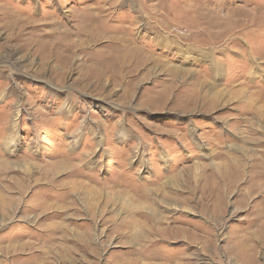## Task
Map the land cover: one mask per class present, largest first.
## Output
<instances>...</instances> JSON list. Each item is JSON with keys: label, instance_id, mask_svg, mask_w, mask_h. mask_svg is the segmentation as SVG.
<instances>
[{"label": "rangeland", "instance_id": "374dc122", "mask_svg": "<svg viewBox=\"0 0 264 264\" xmlns=\"http://www.w3.org/2000/svg\"><path fill=\"white\" fill-rule=\"evenodd\" d=\"M0 264H264V0H0Z\"/></svg>", "mask_w": 264, "mask_h": 264}, {"label": "bare ground", "instance_id": "6f19581e", "mask_svg": "<svg viewBox=\"0 0 264 264\" xmlns=\"http://www.w3.org/2000/svg\"><path fill=\"white\" fill-rule=\"evenodd\" d=\"M228 16H229V15H228ZM225 17H226V16H225ZM249 18H250V17H249ZM255 18H256V16H255ZM255 18H254V19H255ZM243 22H244V21H243ZM249 23H250V22H249Z\"/></svg>", "mask_w": 264, "mask_h": 264}]
</instances>
